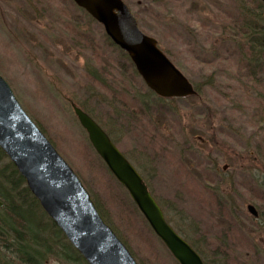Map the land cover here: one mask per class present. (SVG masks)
<instances>
[{
	"label": "rangeland",
	"instance_id": "rangeland-1",
	"mask_svg": "<svg viewBox=\"0 0 264 264\" xmlns=\"http://www.w3.org/2000/svg\"><path fill=\"white\" fill-rule=\"evenodd\" d=\"M125 2L141 29L158 40L161 49L193 82L195 95L158 101L156 95L148 94L141 77L133 73L135 67L126 62L118 47L107 42L103 27L72 0H0V75L87 191L103 205L109 225L122 237L124 225L114 209L127 190L118 186L95 149L90 148L73 104L88 110L111 133L118 148L149 180L173 228L201 247L209 261L264 264V218L255 220L248 212V206L254 205L264 217L263 205L239 189L243 185L254 188L253 192L261 191L254 179L264 178V174L240 159L247 149L257 161L264 139L259 129L249 124L247 104L234 97L239 72L224 60L239 58L235 45L241 40L233 36L221 45L222 35L213 30L222 31L233 19L238 25L244 11L253 16L255 0ZM209 24L211 29L201 27ZM235 30L230 28L231 36ZM259 76L264 78L261 72ZM120 101L125 107L144 109L143 118L132 117L123 125L126 116ZM114 110L122 113L119 118L113 115ZM155 132L160 137H154ZM83 148L96 160L91 166L81 155ZM223 155L230 159L223 161ZM133 209L130 202L123 209L119 207V219L125 216L122 211ZM136 211L137 226L148 233L154 253L162 261L157 263L177 264ZM199 229L206 241L195 234ZM214 240L226 243V250L214 247ZM129 245L140 260L156 264L148 251L150 260L140 253L138 246L142 244L130 239ZM46 264L76 263L52 258Z\"/></svg>",
	"mask_w": 264,
	"mask_h": 264
},
{
	"label": "water",
	"instance_id": "water-1",
	"mask_svg": "<svg viewBox=\"0 0 264 264\" xmlns=\"http://www.w3.org/2000/svg\"><path fill=\"white\" fill-rule=\"evenodd\" d=\"M72 1L97 21L111 42L128 55L149 91L164 99H182L197 93L182 71L158 49L157 40L140 30L138 19L123 0ZM260 1L264 3V0ZM72 107L92 148L128 191L145 221L176 262L206 264L168 223L145 180L103 127L77 105ZM0 150L16 167L45 214L87 264H138L126 244L105 222L71 165L31 119L1 75ZM248 212L259 217L254 205H249Z\"/></svg>",
	"mask_w": 264,
	"mask_h": 264
},
{
	"label": "trees",
	"instance_id": "trees-1",
	"mask_svg": "<svg viewBox=\"0 0 264 264\" xmlns=\"http://www.w3.org/2000/svg\"><path fill=\"white\" fill-rule=\"evenodd\" d=\"M255 2L256 4H254L253 6L251 4L252 8L254 9L253 11L255 12L253 16L251 15V13L249 14L247 11H244L245 17H243L242 20L239 21L238 25H236L237 21L235 22V19H233L234 20L233 24L228 27L224 26L222 28V31H218L217 29H213V30L216 35H222L223 40L218 41L221 45L227 44L231 39H233V36H235L234 40L236 39L241 40V42L236 43V45L234 42V45L235 47H237L236 49L238 52L236 57L239 58L238 59L236 58L235 61L233 62L231 60H228L229 58H226L224 60H225V64H228L231 68H236V71L239 72V76H240L239 84H236L235 82V84L233 85V86H237V89L236 87L234 88L237 90L234 97L235 98L238 97L237 98L238 101L244 100V102L247 104L246 107L247 110H249V114H248V119L250 121L249 124L251 125L252 129L254 130L259 129L258 131L259 134L261 135V140H263L264 139V131H263L264 130V78L261 79L259 73L261 72V74L264 75V20L262 18V14L259 13L260 10L262 11L263 4L258 2L257 0H255ZM201 27H203V29L206 30L205 28H209L210 24L209 26L202 25ZM231 27H235L236 28L235 32H237L232 36L230 32ZM223 34L230 35V37L228 36V39H225ZM105 37L107 39V42L110 43V46L115 47L114 44L109 40V38L107 36ZM120 52L122 51L120 50ZM93 53L95 55V52ZM122 53L125 56L126 62H130L128 56L124 52ZM130 65L131 67H134L132 62H130ZM123 67L126 72L130 71V69H128L126 65H123ZM123 67H119L121 71H124ZM210 67L213 68V66ZM133 73L137 75L135 71H133ZM148 94H152L155 96V93H152V91L149 90H148ZM155 98L158 101L161 100L159 97L155 96ZM80 108L86 114L88 113V115L97 122L96 118L93 117V115L88 110H86L83 107ZM143 111L144 109L140 111V109L135 110L129 105H127L126 107L122 105V112L124 113V116H126L122 118V124L125 125L132 117L138 118L139 116H141L143 118V115L141 114ZM112 113L114 116H116V118H119L120 115L122 114L120 111L116 112V110H114ZM97 123L98 125H100L99 122ZM38 126L44 132V134H46L45 130H43L39 124ZM106 133L110 138H112L111 133H108L107 131ZM154 137L158 138L160 137V135L156 133ZM112 139L114 141V138ZM91 147L92 146H90V148ZM260 150L262 152V155L259 158H257V161L255 160L256 158L253 157L251 153L248 152L247 149H244V152L246 154L241 156L240 160L242 162L250 163V167L255 166L256 167L255 169L261 171V173L264 174V164L262 163V161L264 160V146H259L258 151ZM81 155L85 156V158H88L89 166H91L93 163L96 162V160L90 157L91 153L85 148H83V152H81ZM98 159L102 162L103 165H105L103 163V160H101L100 158ZM222 159L223 161H228L230 157L227 155H223ZM111 177H113L112 174ZM143 179L146 180V183L150 189L149 180L147 179V177L144 176ZM115 181L120 187V184L117 182V180ZM254 181L255 184H257L258 188L261 189L260 192L257 190L253 192L252 190H254V188L251 190H249V188L245 189L243 185L240 186L239 189L245 190V192L251 196L250 200L260 205H263L262 208L264 211V178L258 179L256 176ZM251 191L253 192V194ZM124 194L126 196L123 195V197H121V199L118 200L119 201L118 206L117 208L114 209V212H116L117 214L116 216L118 218V221L124 225L123 237L122 235L117 233L110 225L109 226L113 229V231H115V233L118 234L123 244L129 245L130 239L131 241H135L137 245L142 244V247L138 246L140 249L139 250L140 253H142L146 258L150 260V256L147 253H145V250L148 251V253L151 254L154 262L158 264L157 261H161V260L159 259V255L154 253L148 233L144 232L140 227L137 226V224H139L138 222H135V218L137 217L136 213H138V211H136L137 207L136 206L134 207L135 205L134 203L132 204L133 201H131L130 197H128L129 196L128 192L127 194L126 193ZM91 196L93 198V201L96 202L99 212L102 214V217L104 218L105 222L110 224L109 223L110 219L107 215V212H105L103 205L98 201L95 195L91 194ZM0 201L3 203L4 206L0 208V264H13V263L46 264L52 258L57 259L58 261H60L63 258L66 263L86 264V262L82 259V257L79 256V254L75 251L73 246H70L65 236H63L62 232H60L58 227L54 225L52 220L49 219L48 216L44 213L41 205H39V202L35 199L33 195H31L23 177L18 173L16 167H14V165L11 164L6 154L2 153L1 150H0ZM129 202L132 205V208H134L133 209L134 211L133 210H130L131 212H128L127 210L122 211V214L123 215L125 214V216L124 218L119 219V213L117 212L119 210V207L123 209L126 205H128ZM162 209L164 210L163 207ZM119 212L121 211L119 210ZM260 218L263 219L264 217L260 215ZM146 222L145 224H147ZM178 232L186 241H188L181 231L178 230ZM195 234L201 236V240L203 241L207 240L206 238L204 239L202 238L204 234L202 230L200 229L195 230ZM188 242H190L193 248L201 255L203 261H205L206 264H220V262L217 263V262L209 261L206 258L204 250H202L201 247L198 248L190 240ZM221 243L223 244V246H220ZM221 243H218L216 240L211 242V244H213L214 247H217L218 249L222 248L223 250H226L225 249L226 243L223 242ZM162 245L164 244L162 243ZM200 245L203 247L205 244L200 243ZM217 251L218 250H216V252ZM132 254H134V251L132 252ZM137 255L138 254L135 253L134 257L136 261L138 260L139 264H147L143 259H141L142 260L141 261L139 259V255L138 256ZM168 257L173 258L171 253H169ZM234 264H239V262Z\"/></svg>",
	"mask_w": 264,
	"mask_h": 264
},
{
	"label": "flooded vegetation",
	"instance_id": "flooded-vegetation-1",
	"mask_svg": "<svg viewBox=\"0 0 264 264\" xmlns=\"http://www.w3.org/2000/svg\"><path fill=\"white\" fill-rule=\"evenodd\" d=\"M263 4V8H262V12H261V14H262V16H263V12H264V3H262ZM147 35H149L148 33H146ZM159 44V43H158ZM167 53V52H166Z\"/></svg>",
	"mask_w": 264,
	"mask_h": 264
}]
</instances>
